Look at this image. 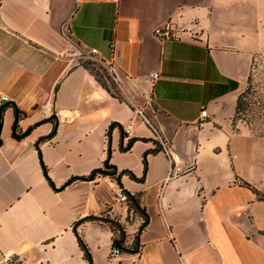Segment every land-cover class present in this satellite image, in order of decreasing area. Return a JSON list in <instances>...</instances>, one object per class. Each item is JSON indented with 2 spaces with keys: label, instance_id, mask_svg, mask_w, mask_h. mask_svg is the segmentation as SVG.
<instances>
[{
  "label": "crops",
  "instance_id": "crops-1",
  "mask_svg": "<svg viewBox=\"0 0 264 264\" xmlns=\"http://www.w3.org/2000/svg\"><path fill=\"white\" fill-rule=\"evenodd\" d=\"M167 21L177 37H155ZM91 48L112 68L116 92L78 60ZM261 53L264 0H0V106L13 103L18 130H29L13 137L16 114L5 109L0 260L18 254L24 264H88L73 230L87 216L118 221L130 246L142 219L115 200L109 177L59 189L107 161L137 178L122 175L120 187L138 195L148 220L137 252L113 260L109 226H77L93 264H264V201L236 180L264 194L260 175L244 171L264 136L231 125ZM47 135L38 148L58 190L35 145ZM159 138L178 154L172 170Z\"/></svg>",
  "mask_w": 264,
  "mask_h": 264
},
{
  "label": "trees",
  "instance_id": "trees-1",
  "mask_svg": "<svg viewBox=\"0 0 264 264\" xmlns=\"http://www.w3.org/2000/svg\"><path fill=\"white\" fill-rule=\"evenodd\" d=\"M253 59H252V62H253ZM252 62H251V64H252ZM82 65H84L87 69H89V71L94 75L95 79L99 82V84L102 87H104L107 91L110 92V89L108 88L107 82L104 79L106 77V75L105 74H101V73L105 72L104 69H101L99 67V69L101 70V72H99V70L95 69V67H94L95 64L93 62H90V61L82 62ZM255 102L258 103L259 105L261 104L260 105V109L263 112V115L261 117L264 118V99H262V98L259 99V100L257 99L256 101H254L252 103L248 99L246 100L245 92L240 93L237 96V98H236L235 110H234L233 118L235 119V117L239 113H244L247 110V108L249 106L253 105ZM7 107L13 108V110H14V112L16 114L15 121L13 122V125H12V128H11L12 136L17 138V139L25 137L29 133V130L24 131V132H21V131L18 130L17 122H18L19 111L17 110L16 106L13 103H11V104L6 103V104L0 106V127H1V123H2L3 113H4V111H5V109ZM50 118H52V117H50ZM48 137H49V135L44 136V137H40L37 140L35 145L37 147V151H38V155H39V161H40L41 168H42L44 176L48 180L49 184L53 187V189L58 190V189H56L53 186L52 182L50 181V179H49V177L47 175L46 167L43 164V161H42V158H41V154H40V151H39V148H38L39 143H41L44 139H46ZM148 153H150L149 150L147 152H145L144 159H143L144 165L146 163L145 157H146V154H148ZM122 175H127V176H129V178H131L133 180H137V178L128 170H121L119 173H117L116 172V167L114 165L108 164V162L106 161L103 168L94 169L87 176L72 177L69 180H67L59 189H63L64 187H66L68 185H71L73 182H75L77 180L91 181L94 178H96L97 176H103V177L107 176V177H109L111 179H114L118 183V185L121 186L119 178ZM236 180L239 182V185L249 189L251 192H253L257 196V198L259 200L264 201V194H262L252 184H250L249 182H247L245 180H242V179H236ZM124 192L127 195V199H126V202H125L127 204V211L128 212H132L133 214L134 213L137 214L142 219V223L140 224V226L138 228V232H137V234L134 235L135 236L134 241L132 242V244L130 246L125 245V237H126V235H125L123 227L121 226V224L118 221L110 219V218H108L106 216H100V217H98V216H87L85 218H81V219L77 220L74 223L73 230L75 232L77 244H78L80 250L83 253V257L85 258V260H87L88 264H93L91 256H90V253H89V251H88V249H87L82 237L75 230V228L77 226H79L81 223H83L85 221H99V222L104 223L107 226H109V228H110V230L112 232V235H113V242L114 241L117 242L116 244H112L111 245V249L118 248L120 250V254L123 253V254H127V255H133V254H135L137 252V249H138L137 236H138V233L146 226V223H147V220H148V215L145 212V210L140 206L139 200H138V195H135V194L132 195V194H130L129 192H127L125 190H124ZM3 264H24V261H23V259L21 258L20 255L13 254V255L9 256V258L7 260H5Z\"/></svg>",
  "mask_w": 264,
  "mask_h": 264
},
{
  "label": "rangeland",
  "instance_id": "rangeland-1",
  "mask_svg": "<svg viewBox=\"0 0 264 264\" xmlns=\"http://www.w3.org/2000/svg\"><path fill=\"white\" fill-rule=\"evenodd\" d=\"M253 58L246 82L240 91V93L245 92L246 100L248 99L252 103L257 99H264V53L257 54ZM94 67L96 70H99V72H101L99 67L101 69L104 68V66L98 62L95 63ZM101 74L106 75L104 79L110 91L116 92L114 76L111 77L105 72ZM260 105L255 102L253 105L249 106L244 113H239L235 119L233 118V113L231 118L232 128L238 130L237 126H242L255 135L264 136V118L261 117L263 112L260 109ZM254 153V157L252 156L247 160L250 164L244 168V171L249 175L253 174V172L260 175V183L264 186V147L263 150L259 148L258 151ZM127 229L130 230L128 227ZM8 258L9 257H3V259L0 260V264H3ZM21 258L23 261L25 260L23 256H21Z\"/></svg>",
  "mask_w": 264,
  "mask_h": 264
},
{
  "label": "built area",
  "instance_id": "built-area-1",
  "mask_svg": "<svg viewBox=\"0 0 264 264\" xmlns=\"http://www.w3.org/2000/svg\"><path fill=\"white\" fill-rule=\"evenodd\" d=\"M177 34H178V30L173 25V23L170 21H167L164 24L159 25L153 29V35L159 39H162V40L176 38ZM97 55H98L97 50L95 48H91L87 54L81 56L80 58H78V60H80L81 64L84 61H90V62H93L94 64L96 62L101 63L104 66L103 69H104L105 73H107L109 76L113 77L112 68L110 66H107L106 64H104V62ZM149 76L154 80L158 77V74L156 72H152L149 74ZM1 99L6 100L7 97L4 95H1ZM41 108H42L41 116L44 117L45 115H47V110H50L51 103L46 102L45 104H43L41 106ZM137 114L141 115L144 123H146L153 130V132L156 134L157 133L156 128L154 127L152 122L147 117H145L143 115L142 111L137 110ZM206 115H207L206 109L202 108L200 111V117L203 119L206 117ZM124 133L125 134L129 133V126L124 128ZM159 142H160L159 147H160L161 152H163L167 156V158L169 159V161L171 162V164L173 166L171 168V170H172L176 166V160H177L178 154L173 152V150H171V145L166 140L159 138ZM108 184L111 188L116 189L115 200L119 203H125L126 199H127V195L125 194L124 189L121 188L120 186H118L116 184V182L110 178L108 180ZM118 255H120V250L118 248H113L109 252V259L113 260Z\"/></svg>",
  "mask_w": 264,
  "mask_h": 264
},
{
  "label": "water",
  "instance_id": "water-1",
  "mask_svg": "<svg viewBox=\"0 0 264 264\" xmlns=\"http://www.w3.org/2000/svg\"><path fill=\"white\" fill-rule=\"evenodd\" d=\"M116 243H117V242H115V241L113 242V244H116Z\"/></svg>",
  "mask_w": 264,
  "mask_h": 264
}]
</instances>
